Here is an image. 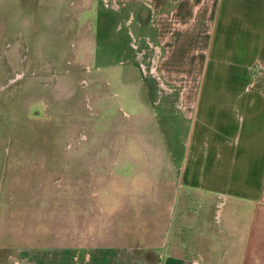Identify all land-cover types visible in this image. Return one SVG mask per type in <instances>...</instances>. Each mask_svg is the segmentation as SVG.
<instances>
[{
    "label": "crops",
    "instance_id": "crops-1",
    "mask_svg": "<svg viewBox=\"0 0 264 264\" xmlns=\"http://www.w3.org/2000/svg\"><path fill=\"white\" fill-rule=\"evenodd\" d=\"M42 2L48 8L40 18L37 4L30 18L23 4L16 31L0 32V51L19 52L36 38L39 70L40 62L66 69V57L84 54L108 71L129 66L134 73L135 63L113 57L153 56L150 70L158 65L180 84L178 109L151 100V82L141 83L149 115L160 103L159 150L175 172L147 194L158 199L149 219L157 210L159 225L151 228L159 236L145 263L264 264V0Z\"/></svg>",
    "mask_w": 264,
    "mask_h": 264
},
{
    "label": "rangeland",
    "instance_id": "rangeland-1",
    "mask_svg": "<svg viewBox=\"0 0 264 264\" xmlns=\"http://www.w3.org/2000/svg\"><path fill=\"white\" fill-rule=\"evenodd\" d=\"M24 1L0 0V32L16 31L23 4L30 18L37 3ZM38 7L40 18L48 4ZM37 43L0 51V264H146L142 255L155 253L149 243L159 236L157 210L149 219L158 199L147 194L175 172L159 150L160 103L152 118L141 83L151 82V100L178 109L180 84L158 65L150 70L158 57L144 55L113 57L135 63L134 73L84 54L66 57V69L40 62L39 70Z\"/></svg>",
    "mask_w": 264,
    "mask_h": 264
}]
</instances>
